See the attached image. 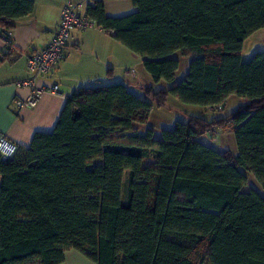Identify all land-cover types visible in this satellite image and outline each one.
<instances>
[{
	"label": "trees",
	"instance_id": "16d2710c",
	"mask_svg": "<svg viewBox=\"0 0 264 264\" xmlns=\"http://www.w3.org/2000/svg\"><path fill=\"white\" fill-rule=\"evenodd\" d=\"M131 1L127 15H108L104 0L86 13L168 86L137 84L145 98L123 82L82 87L52 132L0 154V264H62L69 250L97 264H264V196L245 189L243 171L264 187V51L242 58L264 29V0ZM34 8L0 0V33ZM178 51L193 59L176 82ZM170 95L213 113L234 95L248 102L226 117L178 120L161 138L149 128L115 142L114 131L147 125L148 99L166 107ZM222 129L237 153L202 140Z\"/></svg>",
	"mask_w": 264,
	"mask_h": 264
},
{
	"label": "crops",
	"instance_id": "0c3cea01",
	"mask_svg": "<svg viewBox=\"0 0 264 264\" xmlns=\"http://www.w3.org/2000/svg\"><path fill=\"white\" fill-rule=\"evenodd\" d=\"M34 1L32 14L15 20L13 29L0 33V55L4 57L0 64V131L18 143L20 148L29 147L36 132H52L67 98L82 87L110 83L108 81L111 80L128 83L132 91L142 93L137 84L151 83L146 78L149 74L145 69L142 74L136 69H141L142 59L120 44L112 34L97 27L74 30L64 58L57 67L41 77L37 87L22 85L30 78L28 57L48 45L58 28L65 0ZM73 1H83L85 11L94 4V0ZM104 3L110 16H122L136 10L131 0H104ZM255 36L254 33L245 40L243 50ZM132 60L135 64L130 66ZM126 71L129 75L125 74ZM53 85L59 86V93L51 91ZM38 88L42 89V93L35 106L19 107L16 104L17 99L27 100ZM230 132L234 137V133ZM62 264L97 263L77 250H69Z\"/></svg>",
	"mask_w": 264,
	"mask_h": 264
},
{
	"label": "rangeland",
	"instance_id": "374dc122",
	"mask_svg": "<svg viewBox=\"0 0 264 264\" xmlns=\"http://www.w3.org/2000/svg\"><path fill=\"white\" fill-rule=\"evenodd\" d=\"M134 12V11H133ZM131 13V12H130ZM129 13V14H130ZM128 13H126L127 15ZM124 14H122L123 16ZM121 16V15H120ZM255 39L248 41L245 44L242 58L244 61L249 60L256 52L264 51V30H259L255 33ZM173 57L177 58L179 60V68L176 75V82L181 81L187 74L189 70V64L190 61L193 59L190 56H185L181 54V52H175L173 54ZM135 64L132 60L130 63ZM135 68V66L133 67ZM142 74L143 71H145L143 68V65L140 69V67H136ZM147 72V71H146ZM145 73V72H144ZM148 75V74H147ZM149 77V78H148ZM146 77L151 82L150 84L154 87L155 90H159L160 88H167L168 84L164 81L161 82H154L151 77L148 75ZM110 83H114L115 81H108ZM107 84V83H106ZM137 94L145 98L144 95L137 91ZM150 102L154 104V107L152 109V112L150 114L149 120L147 125H137L134 127L133 131L126 132L123 129H118L113 132V139L116 143H125L131 135L134 134H146L147 130L149 128L154 130V135L157 138L162 137V130L167 129L171 130L175 127V124L178 120L180 121H187L188 116L193 115H202L208 120H212L213 118H222L230 115L231 113L238 110L241 106H245L248 102V99L238 97V96H231L227 101L223 103V110L213 113L209 112L207 109L202 108L200 106L196 105H187L180 102L178 99H176L175 96L170 95L168 100V105L166 107H159L155 104V102L151 99H148ZM224 129L220 130V132L215 134V138H217V141L211 142L208 136H205L202 140L204 142L211 145L213 148H226L234 153L238 152L237 143L235 140V137L231 136L230 131H223ZM99 162L96 161V163ZM155 163V156L153 153H150L147 158L144 160V165H151ZM247 177H248V184L246 185L245 189H255L258 191L262 196H264V187L257 180V178L254 176L252 172L243 170ZM128 176L129 173L127 172L124 177V194L127 192V183H128ZM126 198V197H125ZM205 264H210L209 261H206Z\"/></svg>",
	"mask_w": 264,
	"mask_h": 264
},
{
	"label": "built area",
	"instance_id": "2783aa9c",
	"mask_svg": "<svg viewBox=\"0 0 264 264\" xmlns=\"http://www.w3.org/2000/svg\"><path fill=\"white\" fill-rule=\"evenodd\" d=\"M84 9L83 1H64L58 28L48 45L44 49L32 53L27 59L30 78L23 81L22 85L29 88L37 87L38 80L50 74L57 67L64 58L66 47L74 30L97 28L95 21L87 15ZM125 74L129 75V71H126ZM50 89L54 93H59L58 85H53ZM41 93L42 89L38 88V90L33 91L27 100L17 99L16 104L19 107H33L36 105ZM214 141H217V138L214 137ZM19 148L18 143L9 138L6 133L0 131V154L2 157L6 159L13 158Z\"/></svg>",
	"mask_w": 264,
	"mask_h": 264
}]
</instances>
